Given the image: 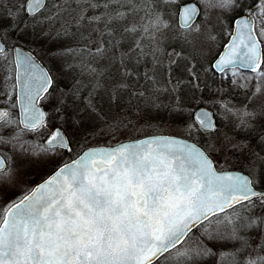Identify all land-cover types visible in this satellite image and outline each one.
<instances>
[{
	"label": "snow or ice",
	"instance_id": "1",
	"mask_svg": "<svg viewBox=\"0 0 264 264\" xmlns=\"http://www.w3.org/2000/svg\"><path fill=\"white\" fill-rule=\"evenodd\" d=\"M0 69V264H264V0H0Z\"/></svg>",
	"mask_w": 264,
	"mask_h": 264
},
{
	"label": "trees",
	"instance_id": "2",
	"mask_svg": "<svg viewBox=\"0 0 264 264\" xmlns=\"http://www.w3.org/2000/svg\"><path fill=\"white\" fill-rule=\"evenodd\" d=\"M184 65H185V61L180 60L177 65H174L172 67L171 76H172L173 84L176 85L175 88L177 92H175L174 95H171V92H162L160 94L161 104L156 107H151L148 110L147 113L148 115L152 114L158 120L162 119L163 117H166L169 119V121L171 120L182 123L186 119H188V114L186 112L173 110L171 107L172 104L176 103V98L179 97L181 101V106L188 108L187 106L189 105L190 98L192 97L193 94L194 82L193 83L188 82L192 78L185 72ZM151 67L147 66V68L149 69H151ZM167 69L165 67V64H163L157 70L156 75L159 77L161 81H164L167 78L166 77ZM144 70H145V65L140 66L139 71L141 74H143ZM148 74L149 76L152 75L151 72H149ZM218 74L219 73L217 72L215 77H212L211 74H209L207 78L202 77L200 82V86H201L200 88L202 90L210 89V87L217 85L218 80L220 78ZM177 81H180V83H177ZM68 83H69V79L67 77L61 79V85L67 86ZM149 87H151V85H149Z\"/></svg>",
	"mask_w": 264,
	"mask_h": 264
},
{
	"label": "rangeland",
	"instance_id": "3",
	"mask_svg": "<svg viewBox=\"0 0 264 264\" xmlns=\"http://www.w3.org/2000/svg\"><path fill=\"white\" fill-rule=\"evenodd\" d=\"M226 40H227V39L221 37L220 41H218V42H217V45L213 48V52H214V53H218L219 50L222 48V45L224 44V42H225ZM25 43L27 44V42H25ZM44 46H45V42H44V41H39V42H36V43L32 44V45L29 47V49L34 48V49H35V53H34V54L38 55L42 60H46V61H47V63H46L47 66H48V64L50 63L56 71H60L59 62L50 59V58L47 56V53H46L45 51H42V48H43ZM174 46H175V45H174ZM178 50H180V49H178ZM189 54H190V53H189ZM147 66H149V67L152 66L151 61H149V62L145 65V67H147ZM165 67H166V69H167V62H166V61H165ZM166 74H167V76H168V69L166 70ZM167 76H166V77H167ZM218 76L220 77V74H218ZM66 77H67L66 74L61 73L60 86H63V85H61V79H62V78H66ZM171 77H172V76H171ZM219 79H220V78H219ZM218 81H219V80H218ZM170 83L173 84V80H172V78H171ZM173 85H174V84H173ZM218 86H219V85L217 84V85H215V86L210 87V89H204V90H202V89L200 88L201 86H199V88H197V90H196V94H197V95H204L206 98H208L210 95H216V94H217V93H216V89L218 88ZM0 92H4V79H3V71H2V69H0ZM175 92H177V91H176V88H175L173 91H171V95H174ZM173 97H174V96H173ZM170 103H171V101H170ZM187 107H188V108H192V107H194V102L192 101V97L190 98V102H189V105H188ZM148 116H150V119H151L153 122L159 124V129H158V130H157V129L145 130V131H144V134H152V133H160V132H161V133H167L168 131L171 130V129H169V128L167 127L169 124H175V125H180V124H182V122L171 121V120L169 121V119L166 118V117H163L162 119L158 120V119H156V118L154 117V115H152V114H151V115H148ZM100 142L103 143L104 141L101 140ZM36 171H37V174L39 175V174H41V173L44 171V169H42V168H40V167H37V168H36Z\"/></svg>",
	"mask_w": 264,
	"mask_h": 264
},
{
	"label": "flooded vegetation",
	"instance_id": "4",
	"mask_svg": "<svg viewBox=\"0 0 264 264\" xmlns=\"http://www.w3.org/2000/svg\"><path fill=\"white\" fill-rule=\"evenodd\" d=\"M27 50H31V49H29V48H26ZM47 66V65H46ZM3 92H0V106H3V104H2V101H3ZM42 174V173H41Z\"/></svg>",
	"mask_w": 264,
	"mask_h": 264
},
{
	"label": "water",
	"instance_id": "5",
	"mask_svg": "<svg viewBox=\"0 0 264 264\" xmlns=\"http://www.w3.org/2000/svg\"><path fill=\"white\" fill-rule=\"evenodd\" d=\"M227 43V41L224 43V44H226ZM27 50V49H26ZM223 51V46H222V48L220 49V51L219 52H222ZM218 52V53H219ZM219 73V72H218ZM152 134H167V133H152ZM152 134H147V135H152Z\"/></svg>",
	"mask_w": 264,
	"mask_h": 264
}]
</instances>
